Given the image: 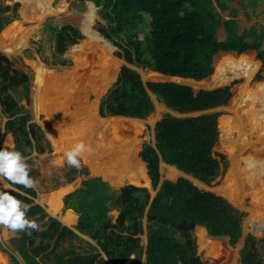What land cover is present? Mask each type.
Returning a JSON list of instances; mask_svg holds the SVG:
<instances>
[{
  "label": "trees",
  "instance_id": "1",
  "mask_svg": "<svg viewBox=\"0 0 264 264\" xmlns=\"http://www.w3.org/2000/svg\"><path fill=\"white\" fill-rule=\"evenodd\" d=\"M98 9V16L105 26L97 31L120 51L117 55L125 63L141 67L154 73L201 81L213 73V59L220 52L234 53L240 57L238 63L226 61L216 67L212 77L215 84L225 83L234 77L249 80L255 72V80H264V35L249 30L237 33L236 21H221L219 13L228 7L219 0H85ZM255 3L252 5L254 6ZM18 4L0 8V32L8 23L5 13L14 12ZM220 11V12H219ZM148 16V32L142 40L138 38L144 16ZM222 26L225 36L216 38V29ZM54 55L59 57L66 48L80 38L71 25L52 28ZM60 64L66 61L59 59ZM253 61V62H251ZM259 64V65H258ZM258 65V68H257ZM29 78L22 71L13 69L11 62L0 54V111L6 117L4 129L10 132L13 147L25 157L27 149L39 150L37 138L31 136V117L19 103L29 102ZM240 88L238 95L242 94ZM173 113L165 114L154 126L155 147L146 144L139 157L146 165L147 177L155 191L159 185V157L162 161L194 179L210 184L221 173V161L214 153L218 140V107L227 104L231 97L229 85L210 90L193 91L190 86L172 82L143 83L139 74L122 66L116 81L101 97L98 113L101 117L119 116L145 119L154 110L148 92ZM258 89L253 92H257ZM247 99V98H246ZM91 115L96 116L91 105ZM199 113L193 116L187 114ZM183 115V116H182ZM44 139L43 134L39 135ZM45 140V139H44ZM124 151L121 153H124ZM131 152L127 149L126 153ZM264 159L250 158L243 166L258 165ZM121 163L125 172L116 170V180L133 184L112 191L100 177H89L81 181L80 187L63 199V208L77 215L73 229L95 243L83 240L71 228L48 216L42 207L34 203L33 187L16 184L6 190L30 205L26 217L35 219L38 227L33 229H11L14 233L7 247L0 241V251L5 253L10 264H210L203 262L196 253L191 232L195 227L205 229L213 239L225 237L234 245L241 237L243 214L223 197L198 189L190 181L178 178L165 180L153 199L146 187H137L132 182H123L129 175L145 180L141 165L128 166L127 157ZM234 167L238 166L233 161ZM239 167V166H238ZM67 181L73 180L72 173ZM121 175V176H120ZM29 176L33 177L29 172ZM5 179H7L5 177ZM12 182L9 181L10 185ZM263 183V184H262ZM264 180L252 183L246 196L256 205ZM23 189V194L19 191ZM242 198V197H241ZM117 215L112 221L109 212ZM146 219L145 248L140 236L144 233ZM81 243V244H76ZM66 244V245H65ZM264 237L256 239L247 235L239 250L240 264H264ZM105 256L106 260L103 258Z\"/></svg>",
  "mask_w": 264,
  "mask_h": 264
},
{
  "label": "rangeland",
  "instance_id": "2",
  "mask_svg": "<svg viewBox=\"0 0 264 264\" xmlns=\"http://www.w3.org/2000/svg\"><path fill=\"white\" fill-rule=\"evenodd\" d=\"M21 1L23 0H0V8L6 5L12 6L14 3L18 4L12 19H10L12 11L1 13L6 15L9 21L0 32V40L6 34H9L7 31L9 29L18 31L8 38L6 43L9 44L5 47V50H0V54L11 62L13 69L22 71L29 78V102L26 104L24 100H21L19 103L31 117L30 122L34 126L30 134L37 138L39 145V150L26 148V151H29L26 163L29 166V172L36 181L33 187L36 194L34 202L39 204L48 216L59 219L67 210L63 209V205L60 204L55 212L50 213L47 211L49 207L43 201V198L64 190L59 196L61 203V199L66 193L78 189L81 181L89 177H100L108 183L112 191H118L121 187L133 185H120L118 181L115 182L117 176L115 171L125 172V168H123L125 165L121 163L122 158L125 156L128 159L130 168H132V165L139 164L145 173V180H142L140 185L134 186L142 187L141 185H145L150 194L153 195L154 190L147 177L146 165L140 161L139 152L146 144L155 147L154 126L158 120L165 114L181 115L173 113L158 100L154 104L153 112L141 120L119 116L101 117L98 113V105L101 97L116 81L122 66L136 71L143 83L164 82V79L157 73L125 63L123 59L118 57L117 54L120 51L117 47L106 39L111 49L113 48L109 53V59L84 52V54H81L83 60L71 54V49L85 40L80 28V20L81 14L87 11L90 2L85 0H50V6L55 12L40 17L30 7L26 8V12L22 11ZM219 1L228 7L226 11H219L221 21L233 17L236 21L235 30L237 33L240 34L253 29L256 34L264 35L263 0L262 4L256 9L248 5L247 0ZM97 12L98 9L95 8L96 17L92 30L99 34L97 29L104 27L105 23ZM148 21L149 18L145 15L144 21L140 25L141 32L138 34L140 40L148 32ZM64 25H71L78 32L80 38L75 44L68 46L59 57V59L66 61V64L62 65L53 54L54 34L52 28H60ZM224 36L223 27L219 26L216 29V38L219 40ZM260 42L262 48H264V37ZM242 56L245 55L237 56L234 53L220 52L213 59V73L204 80L191 81L189 85L193 91L210 90L229 85L231 91V97L227 104L216 109L221 114L217 119L218 140L213 150L218 155L216 156L217 159H220V155L224 157V160L220 163L222 171L210 184H204L198 180L191 181L198 189L223 197L243 214L241 237L233 246L229 244L228 238L213 239L207 234L205 246L199 240L201 227H195L191 232L197 255L203 262L210 264H240L239 250L243 247L245 237L247 235H252L256 239L264 237V209H261L264 190L254 206L250 205L252 201L250 196L243 197L249 195L248 186L264 180V162L258 165L240 167L250 158L255 160L264 159V80H255V71L249 80L234 77L221 84L212 82L217 65L226 61L238 63ZM85 58L87 59L85 60ZM241 87L243 88L242 94L238 95ZM255 89H258V91L253 94ZM91 105L97 116L103 119L100 120L95 115H90ZM237 111L243 118L242 121L246 123L244 124L247 125V135L239 136L241 138L239 141L232 140L227 143L220 130L221 122L219 120L225 116L234 117V112ZM6 120V117L0 111V148L7 147L12 150L11 134L4 129ZM114 121L122 125L125 124L126 127H120L121 129L113 131ZM131 123L135 125L129 126ZM40 134H43L45 140L39 138ZM120 137L124 139L120 140ZM77 141H83L86 149L79 154L80 166L78 168L68 163L65 156L66 151L73 147ZM111 141H114V143H111ZM124 148H126L125 152L127 149H130L131 152L121 153ZM235 160L239 167L231 165ZM73 168L76 170L72 173L74 178L71 182H68V174ZM167 168L173 167L163 162L159 164L161 182L165 180L175 181L183 177L187 179V176L176 173L174 170L175 176H168L166 174ZM126 173L130 175L128 169ZM222 186H235L239 191L234 196L230 194L233 197H229L218 189ZM6 190H8V187L5 185L2 191ZM241 190L242 198H239ZM237 197L238 199H236ZM251 213L255 214L259 223L261 230L259 234L255 233L250 224L247 223ZM116 215L117 212L114 209L109 212L112 221H114ZM58 221L68 228L75 225L74 223L63 224L60 219ZM145 226L146 219L144 218L143 227L145 228ZM7 230L6 225L0 223L1 243L9 251H12L8 246L9 237L7 232L10 231ZM11 233L14 236V233ZM144 234L145 232L140 236L142 244L145 243L146 235ZM83 240L90 242L85 238ZM90 243L95 245L93 241ZM260 252L264 254V248H260ZM14 254L16 255V253ZM131 259L126 264H129ZM0 264H10L7 255L1 251Z\"/></svg>",
  "mask_w": 264,
  "mask_h": 264
},
{
  "label": "bare ground",
  "instance_id": "3",
  "mask_svg": "<svg viewBox=\"0 0 264 264\" xmlns=\"http://www.w3.org/2000/svg\"><path fill=\"white\" fill-rule=\"evenodd\" d=\"M22 4H23V10L22 11H25L27 7H30L40 17H44L46 15H49V14L55 12L51 8L49 0H25L22 2ZM94 12H95V7L93 6L92 3H88L87 11L84 14H81L82 16H81V20H80V25H81L80 28H81L82 34L85 37V40L82 41L76 47L72 48L71 54L75 57L78 56V57L83 59V56L81 55L82 53L83 54H84V52L88 53V54L93 53L95 55H99L103 58L109 59V53H111L113 48L111 49L110 45L106 42V40L102 36H100L98 33L94 32L92 30V25H93L95 17H96ZM7 31L9 32V34H6L5 37L0 40V50H5V47L8 46V44H9V43H6L8 41V38H10L11 35L15 34L16 31H18V30H10L9 29ZM88 57H90V56H88ZM86 59L87 58H85V60ZM234 113H235L234 117H229V116L226 117L225 116L219 120L221 122L220 123V130H221L223 136L225 137V140L227 143L232 141V140L239 141L241 139V138H239V136H241V135L243 136V134L247 135V132H246L247 125H245L246 123L242 121L243 118H241L240 114H238V111L234 112ZM132 122H134V121H132ZM114 123H115V125H117L121 128L126 127L125 124L122 125L116 121H114ZM130 125L133 126L135 124L131 123V124H129V126ZM123 139H124L123 137H120V140H123ZM106 153H107V151H106ZM173 170L176 173H181L180 171H178L176 168L173 167V168H167L166 174L168 176H175V172ZM116 181H118V180L115 179V182ZM122 181L123 182H132L136 185H140V180L136 176L129 175L126 178L125 177L122 178ZM4 186H5V184L0 185V191ZM218 189L221 190L222 192H224L229 197H233L239 191V189L236 188L235 186H228V187L222 186V187H219ZM262 189L264 190V185L262 186ZM230 194H232L233 196H231ZM241 195H242V190L240 191L239 198L241 197ZM236 199H238V197ZM51 206L55 207V203H52ZM261 209H264V195H263V199L261 201ZM252 212H254V211H252ZM70 216H71V212H68V214H66L65 216L60 217L61 222L63 224H66V225L72 224L74 222V219L72 218V216L71 217ZM247 223L250 224V226L252 227V229L254 230L255 233H258V234L261 233V230L259 228V223H258L254 213H251L250 217L248 218ZM260 225L262 226L261 221H260ZM205 238H206L205 231H204V229H201V235L199 234V240L201 242L207 243L205 241ZM205 246H206V244H205Z\"/></svg>",
  "mask_w": 264,
  "mask_h": 264
},
{
  "label": "clouds",
  "instance_id": "4",
  "mask_svg": "<svg viewBox=\"0 0 264 264\" xmlns=\"http://www.w3.org/2000/svg\"><path fill=\"white\" fill-rule=\"evenodd\" d=\"M85 149L83 141H77L73 147L65 153L66 160L74 167L80 166L79 154ZM5 177L7 179H5ZM12 183L23 184L25 188L34 187L36 181L29 176V166L26 157L17 149L0 148V185ZM23 194V189L19 190ZM30 205L20 200L12 193L0 191V223L8 225L11 229H33L37 228L38 222L35 219L26 217V211Z\"/></svg>",
  "mask_w": 264,
  "mask_h": 264
},
{
  "label": "crops",
  "instance_id": "5",
  "mask_svg": "<svg viewBox=\"0 0 264 264\" xmlns=\"http://www.w3.org/2000/svg\"><path fill=\"white\" fill-rule=\"evenodd\" d=\"M24 1V0H23ZM23 1H21V5H22V9L21 10H23V4H22V2ZM50 1V0H49ZM247 2V4L248 5H250L251 7H253V8H257V7H259L261 4H262V0H247L246 1ZM91 3V2H90ZM253 3H255L254 4V6L252 5ZM235 19V18H234ZM224 38V37H223ZM223 38H219V40H222ZM91 109H90V115H91ZM113 131H115L116 129H121L119 126H117V125H113ZM114 143V141H111V143ZM12 144H13V140H12ZM118 145V144H117ZM122 146V145H121ZM13 147V146H12ZM140 161H142V160H140ZM144 163V162H143ZM7 187H8V189H13L12 187H9V185H7V183L5 184ZM142 187H145V185H141ZM5 187V186H4ZM3 187V188H4ZM2 188V189H3ZM2 189H1V191H2ZM14 190V189H13ZM64 192V190H62L61 192H57L56 194H54V195H52V196H47V197H45V198H43V201H45V203L47 204V206L49 207L48 209H47V211H49L50 213H53V212H55L56 210H57V207H59L60 206V204H62L63 205V203H62V199H61V203H60V199H59V196L61 195V193H63ZM70 193V192H69ZM66 194H68V193H66ZM65 196V195H64ZM63 196V197H64ZM36 197V196H35ZM35 199V198H34ZM35 204H37L36 202H34ZM52 203H55V207H52L51 206V204ZM37 205H39V204H37ZM40 206V205H39ZM41 207V206H40ZM64 209V208H63ZM67 211L62 215V216H65L66 214H68V212H71V216H72V218L74 219V224H76V221H77V215L74 213V212H72L71 210H68V209H66ZM45 212V211H44ZM61 216V217H62ZM70 216V217H71ZM53 218V217H52ZM56 220H59V219H57V218H55ZM60 221H61V219H60ZM64 226V225H63ZM144 228V227H143ZM71 229H73V227L71 228ZM201 229H203V228H201ZM7 231H9V230H7ZM204 231H205V229H204ZM144 232H145V228H144ZM8 234V237H9V239L11 238V237H13V234L11 233V231L10 232H7ZM205 234H206V231H205ZM144 235H146V233L144 234ZM1 241V240H0ZM146 242H147V237H145V243L144 244H142V242H141V244H142V246L145 248V246H146ZM204 243V242H203ZM205 244V243H204ZM145 263V259H144V257H142V263L141 264H144Z\"/></svg>",
  "mask_w": 264,
  "mask_h": 264
},
{
  "label": "water",
  "instance_id": "6",
  "mask_svg": "<svg viewBox=\"0 0 264 264\" xmlns=\"http://www.w3.org/2000/svg\"><path fill=\"white\" fill-rule=\"evenodd\" d=\"M263 1H264V0H263ZM93 6H94V5H93ZM94 7H95V6H94ZM95 8H96V7H95ZM159 75H160V74H159ZM161 78L164 79V82H172V83L182 84V85H185V86H189L190 83H191V81H193V80H189V79L175 78V77H170V76H165V75H161ZM175 79H177V80H175ZM147 92H148V95L150 96V98H151L153 104H155V102L157 101V98H156L155 95L152 94L151 92H149V91H147ZM215 110H216V109H215ZM197 114H199V113L187 114V115H185V116H193V115H197ZM156 152H157L158 157H159V164H161V163L163 162L162 159H161V156H160V154L158 153V151H156ZM163 163H164V162H163ZM174 168H175V167H174ZM180 172H181V171H180ZM181 174L187 176V180L190 181V182H191L192 180L197 181L196 179H194V178H193L192 176H190V175H187V174H185V173H183V172H181ZM183 178H184V177H183ZM184 179H185V178H184ZM191 183H192V182H191ZM161 184H162V182L159 181V185H158L157 189L154 191V194L151 195V199L156 195V193H157V191L159 190ZM7 185H9V184L7 183ZM72 230H73L77 235H79L80 237L85 238V239L89 240L90 242H92L90 239H88V238H86L85 236L79 234L76 230H74V229H72ZM93 243H94V242H93ZM103 258L106 260V258H105L104 255H103Z\"/></svg>",
  "mask_w": 264,
  "mask_h": 264
}]
</instances>
